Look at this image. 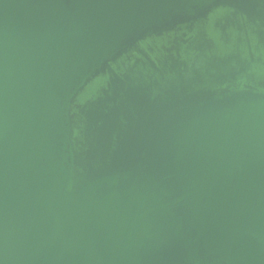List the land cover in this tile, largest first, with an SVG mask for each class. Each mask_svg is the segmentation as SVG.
Wrapping results in <instances>:
<instances>
[{
  "label": "water",
  "instance_id": "obj_1",
  "mask_svg": "<svg viewBox=\"0 0 264 264\" xmlns=\"http://www.w3.org/2000/svg\"><path fill=\"white\" fill-rule=\"evenodd\" d=\"M0 264H264V0H0Z\"/></svg>",
  "mask_w": 264,
  "mask_h": 264
}]
</instances>
